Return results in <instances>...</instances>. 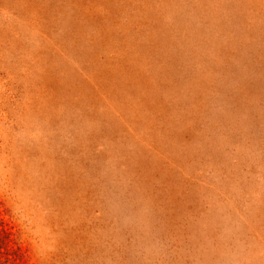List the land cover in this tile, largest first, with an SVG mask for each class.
I'll return each mask as SVG.
<instances>
[{
  "label": "rangeland",
  "instance_id": "1",
  "mask_svg": "<svg viewBox=\"0 0 264 264\" xmlns=\"http://www.w3.org/2000/svg\"><path fill=\"white\" fill-rule=\"evenodd\" d=\"M0 264H264V0H0Z\"/></svg>",
  "mask_w": 264,
  "mask_h": 264
},
{
  "label": "bare ground",
  "instance_id": "2",
  "mask_svg": "<svg viewBox=\"0 0 264 264\" xmlns=\"http://www.w3.org/2000/svg\"><path fill=\"white\" fill-rule=\"evenodd\" d=\"M169 45V44H168ZM107 49V48H106ZM104 129V128H103ZM107 142V141H106ZM150 159V158H149ZM190 161V160H189ZM152 173V172H151ZM161 178V177H160ZM151 181V180H150ZM163 181V180H162ZM152 191V190H151ZM157 193V192H156ZM158 196V195H157ZM139 197V196H138ZM148 198V197H147ZM208 198V197H207ZM211 199V198H210ZM130 203V202H129ZM143 211V210H142ZM156 221V220H155ZM129 224V223H128ZM146 234V233H145Z\"/></svg>",
  "mask_w": 264,
  "mask_h": 264
}]
</instances>
